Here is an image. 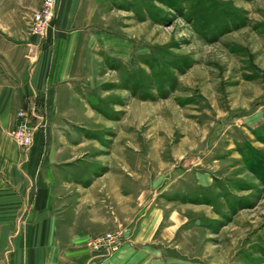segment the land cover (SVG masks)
Here are the masks:
<instances>
[{
	"label": "rangeland",
	"instance_id": "374dc122",
	"mask_svg": "<svg viewBox=\"0 0 264 264\" xmlns=\"http://www.w3.org/2000/svg\"><path fill=\"white\" fill-rule=\"evenodd\" d=\"M116 1L77 24L103 32L77 57L93 110L74 120L92 128V142L72 156L107 176L122 222L88 217L106 249L80 235L76 245L109 261L157 219L149 236L173 257L264 264V0ZM31 127L29 143L8 133L20 153L33 145ZM120 183L134 194L121 198ZM182 191L203 205L161 199ZM18 243L0 245V264Z\"/></svg>",
	"mask_w": 264,
	"mask_h": 264
},
{
	"label": "crops",
	"instance_id": "0c3cea01",
	"mask_svg": "<svg viewBox=\"0 0 264 264\" xmlns=\"http://www.w3.org/2000/svg\"><path fill=\"white\" fill-rule=\"evenodd\" d=\"M116 2L58 0L54 30L42 40L28 29L29 17L40 8L41 0L0 3L4 6L0 10V245L19 241L20 246L4 254L2 261L8 264L198 262L173 257L168 246L150 238L159 223L157 219L108 262L76 245L78 235L84 244L92 234L93 224L88 217L102 218L103 224L113 227L122 222L118 209L123 211V201L110 196L108 184L103 187L100 183L107 176L92 173L86 158L72 156L75 149L92 142V128L74 120L75 115L91 116L93 110L90 83L81 73L86 65L78 63L77 57L92 52L93 38L103 32L97 27L96 34H92L77 24L91 21L103 13L101 9ZM20 110L32 112L31 125L35 129L33 145L24 154L8 137ZM111 171L118 175L114 168ZM117 187L121 198L134 194L123 183ZM176 194L161 195V199L183 207L203 205L187 191ZM87 200L90 203L85 205Z\"/></svg>",
	"mask_w": 264,
	"mask_h": 264
},
{
	"label": "built area",
	"instance_id": "2783aa9c",
	"mask_svg": "<svg viewBox=\"0 0 264 264\" xmlns=\"http://www.w3.org/2000/svg\"><path fill=\"white\" fill-rule=\"evenodd\" d=\"M57 0H41L40 8L33 11L29 17L28 29L31 35L38 37L39 39H45L50 31V23L54 18L56 10ZM33 118L32 112L20 110L17 113L16 126L9 133L12 135L19 134L24 139L25 143L30 142L29 132L32 129L31 119ZM105 237L90 238L87 239V245L91 246L97 242V250L106 249L104 242ZM99 245V246H98ZM112 250V249H111ZM113 251V250H112Z\"/></svg>",
	"mask_w": 264,
	"mask_h": 264
}]
</instances>
